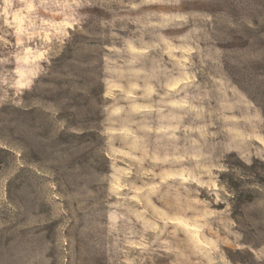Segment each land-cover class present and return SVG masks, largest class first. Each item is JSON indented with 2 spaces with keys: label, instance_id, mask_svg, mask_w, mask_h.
<instances>
[{
  "label": "rangeland",
  "instance_id": "rangeland-1",
  "mask_svg": "<svg viewBox=\"0 0 264 264\" xmlns=\"http://www.w3.org/2000/svg\"><path fill=\"white\" fill-rule=\"evenodd\" d=\"M0 264H264V0H0Z\"/></svg>",
  "mask_w": 264,
  "mask_h": 264
}]
</instances>
